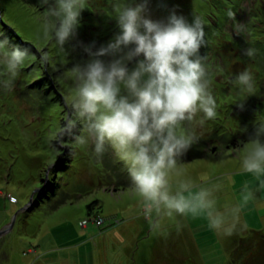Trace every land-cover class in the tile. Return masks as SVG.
<instances>
[{"label": "rangeland", "instance_id": "obj_1", "mask_svg": "<svg viewBox=\"0 0 264 264\" xmlns=\"http://www.w3.org/2000/svg\"><path fill=\"white\" fill-rule=\"evenodd\" d=\"M37 2L0 0L2 21L36 56L11 89L0 90V264L258 263L264 256L259 235L264 231V189L241 171L240 155L257 120H264V78L255 76L264 73V64L261 73L250 64L264 59V0H149L148 6L154 20L175 11L189 23L194 15L205 21L206 45L200 54L207 57L217 115L196 127L200 138L187 152L182 173L204 187L218 185L220 210L240 202L245 183L255 192L231 236L209 229L204 217L163 215L150 223L140 198L132 194L124 163L110 148L97 159L91 144L74 147L71 136L58 138L69 114L64 97L73 89L69 69L87 59L80 45L94 42L98 48L119 28L114 0H88L76 38L61 52L54 41L42 38ZM229 10L246 25L243 35L234 33ZM0 32L19 45L1 26ZM247 47L258 50L255 58L243 55ZM39 48L49 55L45 63ZM245 69L252 72L255 86L241 110L236 102L244 94L232 81ZM94 200L97 204L87 207ZM97 216L104 220L101 226L93 221Z\"/></svg>", "mask_w": 264, "mask_h": 264}, {"label": "clouds", "instance_id": "obj_2", "mask_svg": "<svg viewBox=\"0 0 264 264\" xmlns=\"http://www.w3.org/2000/svg\"><path fill=\"white\" fill-rule=\"evenodd\" d=\"M148 6L149 0H114L119 32L98 48L94 42L80 45L87 59L69 69L73 89L64 97L69 114L57 136H71L74 147L91 144L97 159L110 148L124 163L132 194L140 198L150 223L154 216L204 217L209 229L231 236L255 192L245 183L240 202L220 210L218 185L204 187L182 173L187 152L200 138L196 127L217 115L207 57L200 54L206 45L205 21L194 15L189 23L175 11L154 20ZM36 7L43 40L54 41L65 52V45L77 36L88 0H38ZM227 16L234 21V33L243 35L246 25L236 21V13L229 10ZM38 51L41 63L47 62L48 53ZM257 51L242 49L249 58ZM35 60L28 47L11 43L0 32V90L11 89L20 71ZM232 83L244 94L236 102L243 110V101L254 95V76L245 69ZM240 169L264 189V120H257L243 145Z\"/></svg>", "mask_w": 264, "mask_h": 264}, {"label": "trees", "instance_id": "obj_3", "mask_svg": "<svg viewBox=\"0 0 264 264\" xmlns=\"http://www.w3.org/2000/svg\"><path fill=\"white\" fill-rule=\"evenodd\" d=\"M0 26H1V28L2 29H4L8 34H11V36L16 40V42H17V44H19L20 46H21V43H20V41L18 40V36L16 35V33L10 28H7L5 25H3L2 23H1V21H0ZM27 45H25V46H23V47H26ZM29 46V45H28ZM22 47V46H21ZM30 47V46H29ZM31 48V47H30ZM218 49V48H217ZM200 53H201V50H200ZM253 62H255V61H253ZM256 63V62H255ZM251 64V66H253V67H255V69H257L258 71H260V73H261V71H262V68L260 69V67H261V65L262 64H264V59H260V61L259 62H257V66L254 64V63H250ZM259 65V66H258ZM257 72V71H256ZM256 72H254V73H256ZM263 72V71H262ZM255 76H256V78L257 79H261V78H264V73H261V74H255ZM251 132V131H250ZM253 133V132H252ZM228 144H230V141L228 142V141H226L225 143H224V145H228ZM224 145H222V146H224ZM222 146H220V147H222ZM212 151H216L215 150V148H212ZM211 151V152H212ZM97 202H98V200H94V201H92V202H90V203H88L87 204V207H89V208H91L94 204H97ZM253 231V230H252ZM255 232H257V231H255ZM259 232H261V233H259V235H260V238H262V240H264V231L262 232V231H259ZM256 253H255V255H254V257H256V258H258V255L260 254H257L258 252H259V250H258V252H257V250L255 251ZM234 254H235V252H233ZM232 256H234L235 257V255H232ZM260 257H263L264 258V256L263 255H261V256H259V258L257 259V262L258 263H256V264H264L263 262L264 261H261V259H260ZM236 259H237V255H236V257H235ZM234 259V258H233ZM235 260V259H234ZM260 260V261H259ZM190 261V260H189ZM188 261V262H189ZM190 264H192V262L190 261ZM243 264H252L249 260L246 262L245 261V263H243ZM254 264V263H253Z\"/></svg>", "mask_w": 264, "mask_h": 264}, {"label": "built area", "instance_id": "obj_4", "mask_svg": "<svg viewBox=\"0 0 264 264\" xmlns=\"http://www.w3.org/2000/svg\"><path fill=\"white\" fill-rule=\"evenodd\" d=\"M11 198H12V197H10V200H11ZM93 221L95 222V224H96L97 226H101L102 223L104 222L103 218H102V217H98V216H97V218H95ZM86 223H87V221H84V222H82V225L84 226V225H86Z\"/></svg>", "mask_w": 264, "mask_h": 264}, {"label": "water", "instance_id": "obj_5", "mask_svg": "<svg viewBox=\"0 0 264 264\" xmlns=\"http://www.w3.org/2000/svg\"><path fill=\"white\" fill-rule=\"evenodd\" d=\"M0 21H1V23L3 24V25H5L7 28H9L10 29V27L9 26H7L3 21H2V19H1V17H0ZM18 40L20 41V43H21V45L22 46H25V45H27L28 46V44L25 42H22L19 38H18Z\"/></svg>", "mask_w": 264, "mask_h": 264}, {"label": "crops", "instance_id": "obj_6", "mask_svg": "<svg viewBox=\"0 0 264 264\" xmlns=\"http://www.w3.org/2000/svg\"><path fill=\"white\" fill-rule=\"evenodd\" d=\"M251 230V229H250Z\"/></svg>", "mask_w": 264, "mask_h": 264}]
</instances>
